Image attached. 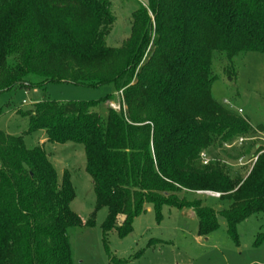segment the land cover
Segmentation results:
<instances>
[{
	"label": "trees",
	"instance_id": "1",
	"mask_svg": "<svg viewBox=\"0 0 264 264\" xmlns=\"http://www.w3.org/2000/svg\"><path fill=\"white\" fill-rule=\"evenodd\" d=\"M136 9L128 38L111 47L108 0H0V93L28 88L31 76L113 84L117 94L100 102L34 104L24 132L83 146L95 210L107 209L104 234L126 236L149 204L157 217L163 206L193 210L200 236L223 219L238 244L237 225L264 213V148L251 154L244 179L212 157L202 165L199 155L250 129L212 97L211 66L223 55L232 79L239 54L264 58V0H146ZM101 102L104 116L95 110ZM42 145L0 131V264H73L69 233L82 224L70 208L75 192ZM200 192L218 193L221 207L203 204L205 195L185 202ZM263 240L261 233L255 243Z\"/></svg>",
	"mask_w": 264,
	"mask_h": 264
},
{
	"label": "rangeland",
	"instance_id": "2",
	"mask_svg": "<svg viewBox=\"0 0 264 264\" xmlns=\"http://www.w3.org/2000/svg\"><path fill=\"white\" fill-rule=\"evenodd\" d=\"M108 1L115 20L105 42L108 46L119 47L129 36L138 3L145 5L146 0ZM227 64L223 55L215 54L211 68L216 79L211 94L221 104L227 101L226 106L232 112L249 120L250 129L243 135L248 141L231 149L215 146L208 156L227 166L231 175L238 174L244 179L253 163L251 154L259 145L260 149L264 148V58L256 51L239 54L232 60V79L225 72ZM28 82L31 83L28 88L15 87L0 93V131L21 135L29 148L41 145L45 137L43 130L24 132L28 125L24 113L34 104L45 100L100 102L116 91L113 84L87 87L66 82L40 83L41 79L34 76L29 77ZM106 105L101 102L95 110L104 116ZM239 108L241 113L237 112ZM42 146L58 178L64 171L69 173L75 192L70 208L82 224L69 233L73 264H264V240L255 243L259 234H264V213L251 215L237 225L238 244L227 234L223 219H219L214 231L200 236L193 210L163 206L157 217L149 204L134 219L132 230L126 236L120 237L116 230L104 234L102 225L107 209L95 210V195L92 180L85 171L83 146L72 142H45ZM240 158H243L242 165ZM200 193L192 197L189 194L185 202L194 200L196 195H205L203 204L221 207L216 197L210 198L214 195ZM91 218L93 225L88 224Z\"/></svg>",
	"mask_w": 264,
	"mask_h": 264
},
{
	"label": "built area",
	"instance_id": "3",
	"mask_svg": "<svg viewBox=\"0 0 264 264\" xmlns=\"http://www.w3.org/2000/svg\"><path fill=\"white\" fill-rule=\"evenodd\" d=\"M227 103H228L227 101H224L223 102L224 105H227ZM237 112H240L241 113L242 110L239 108V109H237ZM247 141H248V139H246L244 137H238V138H236V139H234V140H232L230 142L224 143L223 144V147L224 148H227V149H231L233 147H239V146H241L243 143H245ZM199 159H200L202 165H207L210 162V160H211L205 151H203V152L200 153ZM242 160H243V158H240L239 159V164L240 165H242ZM250 161L251 162H254L255 161V158H252ZM205 193H207V192H205ZM209 193H211L212 195H214V197H218L219 196L218 193H213V192H209Z\"/></svg>",
	"mask_w": 264,
	"mask_h": 264
},
{
	"label": "crops",
	"instance_id": "4",
	"mask_svg": "<svg viewBox=\"0 0 264 264\" xmlns=\"http://www.w3.org/2000/svg\"><path fill=\"white\" fill-rule=\"evenodd\" d=\"M114 94H117V92H115ZM45 141H46V138L44 137L42 142L45 143ZM148 209H150V208L148 207Z\"/></svg>",
	"mask_w": 264,
	"mask_h": 264
}]
</instances>
